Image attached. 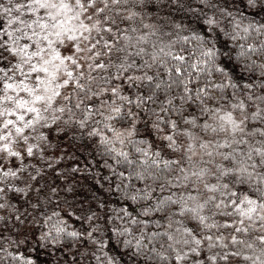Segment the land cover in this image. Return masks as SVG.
Instances as JSON below:
<instances>
[{
  "label": "snow or ice",
  "instance_id": "1",
  "mask_svg": "<svg viewBox=\"0 0 264 264\" xmlns=\"http://www.w3.org/2000/svg\"><path fill=\"white\" fill-rule=\"evenodd\" d=\"M0 264H264V0H0Z\"/></svg>",
  "mask_w": 264,
  "mask_h": 264
},
{
  "label": "trees",
  "instance_id": "2",
  "mask_svg": "<svg viewBox=\"0 0 264 264\" xmlns=\"http://www.w3.org/2000/svg\"><path fill=\"white\" fill-rule=\"evenodd\" d=\"M78 175H79V174H78ZM74 195H75L76 197L82 196V195H84V190L78 188V189L75 191ZM72 198H73L72 195H70V196H69V199H72Z\"/></svg>",
  "mask_w": 264,
  "mask_h": 264
}]
</instances>
